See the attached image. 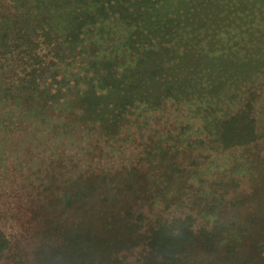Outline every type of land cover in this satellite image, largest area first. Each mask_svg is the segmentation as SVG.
I'll return each mask as SVG.
<instances>
[{
  "label": "rangeland",
  "instance_id": "rangeland-1",
  "mask_svg": "<svg viewBox=\"0 0 264 264\" xmlns=\"http://www.w3.org/2000/svg\"><path fill=\"white\" fill-rule=\"evenodd\" d=\"M152 6L118 0L112 13ZM28 104L0 106V264H264V92L207 99V120L198 104L136 109L112 134ZM242 113L255 118L254 143ZM234 116L224 143L177 129Z\"/></svg>",
  "mask_w": 264,
  "mask_h": 264
},
{
  "label": "trees",
  "instance_id": "trees-1",
  "mask_svg": "<svg viewBox=\"0 0 264 264\" xmlns=\"http://www.w3.org/2000/svg\"><path fill=\"white\" fill-rule=\"evenodd\" d=\"M102 1L0 0V106L23 95L28 107L40 103L112 134L136 109L198 104L191 112L207 120L202 112L215 113L207 99L264 92V0H141L154 6L127 17L112 13L118 0ZM159 24L170 31L158 33ZM234 118L201 131L192 132V124L177 129L195 133L199 144L224 143L223 125ZM239 119L253 126L251 143L258 140L254 116ZM180 258L160 264H183Z\"/></svg>",
  "mask_w": 264,
  "mask_h": 264
}]
</instances>
